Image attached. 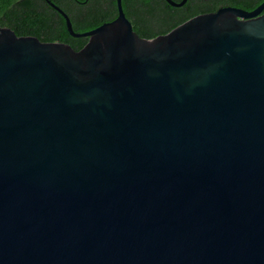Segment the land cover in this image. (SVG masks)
Listing matches in <instances>:
<instances>
[{
  "label": "water",
  "instance_id": "water-1",
  "mask_svg": "<svg viewBox=\"0 0 264 264\" xmlns=\"http://www.w3.org/2000/svg\"><path fill=\"white\" fill-rule=\"evenodd\" d=\"M115 2L48 1L77 50L0 27V264H264V0L151 38Z\"/></svg>",
  "mask_w": 264,
  "mask_h": 264
},
{
  "label": "trees",
  "instance_id": "trees-1",
  "mask_svg": "<svg viewBox=\"0 0 264 264\" xmlns=\"http://www.w3.org/2000/svg\"><path fill=\"white\" fill-rule=\"evenodd\" d=\"M137 1V0H131ZM169 10V19L160 33H165L171 28L180 24L184 20L205 12L216 10L220 6H236L243 9H250L259 1L257 0H186L181 6H171L165 0H161ZM180 1V0H173ZM115 2V0H113ZM114 4V3H113ZM121 5L126 15L130 17L126 10L125 0H121ZM35 5L31 0H0V27H8L16 35H32L41 41H60L68 44L74 50L81 48L87 41L86 37H72L66 30L64 24L58 23L53 27V21L37 15ZM115 10V7H114ZM100 13L96 12V18ZM98 20L96 23H99ZM83 22H72L71 26L74 32H83L91 29L93 26H85ZM139 36L151 38L158 34L142 35L135 31Z\"/></svg>",
  "mask_w": 264,
  "mask_h": 264
},
{
  "label": "flooded vegetation",
  "instance_id": "flooded-vegetation-1",
  "mask_svg": "<svg viewBox=\"0 0 264 264\" xmlns=\"http://www.w3.org/2000/svg\"><path fill=\"white\" fill-rule=\"evenodd\" d=\"M48 1L62 10L71 23L81 21L85 26H93L91 29L103 22L113 20L116 16V2H113V0H31V4L33 3L36 6L37 15L51 19L53 27L61 22L65 26V22L62 15L52 8ZM257 1L259 2L247 10L254 9L263 0ZM125 4L130 17L126 15L123 8L122 10L134 31L142 35L163 34L160 33V30L167 25L169 19V10L163 1L137 0L135 2L125 0ZM96 12L100 13L99 18H96ZM262 12H264V9ZM98 20L101 21L96 23Z\"/></svg>",
  "mask_w": 264,
  "mask_h": 264
}]
</instances>
